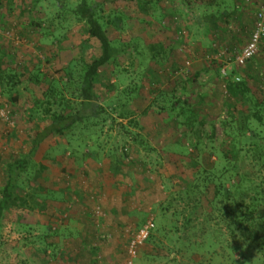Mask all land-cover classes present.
I'll list each match as a JSON object with an SVG mask.
<instances>
[{
    "label": "rangeland",
    "instance_id": "1",
    "mask_svg": "<svg viewBox=\"0 0 264 264\" xmlns=\"http://www.w3.org/2000/svg\"><path fill=\"white\" fill-rule=\"evenodd\" d=\"M1 1L0 56L18 72L39 69L46 76H56L70 60L96 52L97 44L86 39L73 22L52 36L46 18L56 13L53 0H12L11 9ZM75 1L56 0L67 6ZM91 1L100 4L105 21L117 19L116 28L107 26L113 45L118 49L129 46L101 70L97 84L100 105L106 111L103 117L114 122L103 124L99 119L96 129L76 128L61 140L50 138L44 143L35 159L44 168L33 176V185L41 186L35 192L43 194L51 208L46 214L20 209L6 212L0 231V264H127L131 232L148 215L160 222L159 205L192 177L187 151L210 162L222 157L221 124L231 120L227 107L232 96L220 72L223 67L227 74L245 70V65L236 67L233 61L249 41L264 0H212L223 6L213 11L218 16L212 19L211 31L198 20L202 10L194 0H163V5L154 6L137 5L133 0ZM153 38L173 49L162 66L145 59L144 46ZM253 61V70L260 68L264 74V50ZM130 95V105L121 106ZM40 97L39 86L30 82L18 88L15 103L0 94V162L27 147L26 135L34 128L28 112ZM177 98L189 102L200 116L205 114L204 125H195L199 135L183 136L173 126L181 121L175 119L178 105L170 113ZM128 110L133 111L132 117L119 119ZM184 112L188 116L191 109L184 107ZM127 131L141 136L152 151L129 141ZM67 140L73 147L82 143L79 152L93 154V159L81 162L80 170L72 159L60 162L68 151L59 144ZM198 140L196 153L191 144ZM71 195L77 201L69 200ZM163 222L164 232L155 233L156 240L142 246L133 264H172L169 260L175 248L171 242L203 240L200 233L194 237L182 231L174 234L173 224L178 227L181 221L176 223L171 212Z\"/></svg>",
    "mask_w": 264,
    "mask_h": 264
},
{
    "label": "trees",
    "instance_id": "2",
    "mask_svg": "<svg viewBox=\"0 0 264 264\" xmlns=\"http://www.w3.org/2000/svg\"><path fill=\"white\" fill-rule=\"evenodd\" d=\"M53 1L56 3L53 6L56 13L46 18L53 31L52 36L60 33L68 21L73 22L81 27L86 39L97 44V50L88 58L70 60L57 70L56 76H46L39 69L33 72H18L4 64L0 56L1 96L15 103L18 88L25 82L38 85L41 90V97L33 100L28 112V118L34 128L26 135L27 147L17 156L0 162V231L7 211L20 209L46 214L51 208L50 201L43 194L35 192L36 189L42 190L41 186L33 185L34 177L44 168L41 164L36 165L35 159L47 140H61L76 128H83L85 131L96 129L99 119L103 124L114 122L108 116L103 117L106 111L100 105L97 84L101 70L115 61L125 49H129L125 44L118 49L108 36L107 26L116 28L117 19L105 21L100 14V4L91 0H76L70 6ZM133 1L137 5L154 6L162 4L163 0ZM194 2L199 6V10H202L198 20L202 19L203 26L211 31L214 28L212 19L218 16H215L213 11L217 13L223 3L213 4L212 0ZM5 3L9 9L12 8V0H5ZM263 37L264 35L258 54L264 50ZM58 43L60 44V41ZM171 49L158 38H153L144 46L145 59L154 66H162L169 59L168 56L173 51ZM253 59L248 65L242 66L245 70L231 72L226 76L220 73L224 88L227 87V92L232 96L227 107L228 118L231 120L221 124L225 135L221 146L222 157H219L218 161L210 162L205 157L199 158L187 151V156L193 163L192 177L185 180L179 189L174 190L156 211L160 222L156 216V229L151 232L147 243L156 240L155 233L159 235L164 232L163 220L170 212L176 223L181 221L178 227L173 224L174 234L182 231L194 237L200 233L199 236L203 239L193 243L190 238L186 241L177 239L171 242L175 248V254H171L172 258L169 260L172 264H264V74L260 68L255 71ZM131 93H136V90ZM130 98L131 95L127 103H122L121 106H129ZM177 105L179 108L175 119L181 121L174 122L173 126L180 133L183 131V136L190 133L199 135L201 131L196 130L195 125H204L205 114L200 116L189 102H181L179 98L170 113L175 111ZM184 107L191 109L188 116ZM132 115V110L124 111L119 115V119L128 120ZM134 126L139 127L137 122H134ZM120 127L125 130L124 126ZM127 134L129 141L152 151L149 146L144 145L143 139L137 133L127 131ZM81 144L73 147L68 140L65 144L60 143L59 145L68 151L64 161L60 162L64 164L72 159L79 163L77 170L82 169L81 162L84 164L93 154L89 151L79 152L77 148L84 146ZM191 146L198 153L200 140ZM70 197L72 202L77 201L74 200L76 196ZM148 217L149 215L146 220ZM137 230L131 232L129 240ZM142 246L138 250V256ZM181 259L186 261H180Z\"/></svg>",
    "mask_w": 264,
    "mask_h": 264
},
{
    "label": "built area",
    "instance_id": "3",
    "mask_svg": "<svg viewBox=\"0 0 264 264\" xmlns=\"http://www.w3.org/2000/svg\"><path fill=\"white\" fill-rule=\"evenodd\" d=\"M264 35V7H261L257 13L254 29L250 36L249 41L243 47V49L235 56L233 63L236 67H242L247 62L255 58L259 51V45L261 43V38ZM222 76H226L225 67L221 69ZM238 80V79H236ZM154 229V217L149 215L145 223L132 234L131 239L128 241L127 264H133V261L137 258L139 248L148 240L151 232Z\"/></svg>",
    "mask_w": 264,
    "mask_h": 264
},
{
    "label": "crops",
    "instance_id": "4",
    "mask_svg": "<svg viewBox=\"0 0 264 264\" xmlns=\"http://www.w3.org/2000/svg\"><path fill=\"white\" fill-rule=\"evenodd\" d=\"M193 6V5H192ZM207 30V29H206ZM98 186H100V184H98ZM104 190V189H103ZM98 191V190H97ZM122 212H124V210L122 211Z\"/></svg>",
    "mask_w": 264,
    "mask_h": 264
}]
</instances>
